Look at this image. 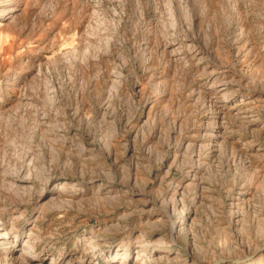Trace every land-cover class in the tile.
<instances>
[{
  "label": "rangeland",
  "instance_id": "1",
  "mask_svg": "<svg viewBox=\"0 0 264 264\" xmlns=\"http://www.w3.org/2000/svg\"><path fill=\"white\" fill-rule=\"evenodd\" d=\"M0 264H264V0H0Z\"/></svg>",
  "mask_w": 264,
  "mask_h": 264
},
{
  "label": "bare ground",
  "instance_id": "2",
  "mask_svg": "<svg viewBox=\"0 0 264 264\" xmlns=\"http://www.w3.org/2000/svg\"><path fill=\"white\" fill-rule=\"evenodd\" d=\"M0 237H3L2 235Z\"/></svg>",
  "mask_w": 264,
  "mask_h": 264
}]
</instances>
